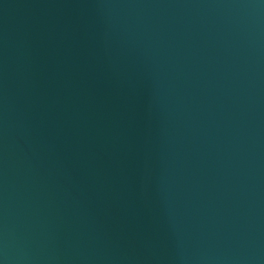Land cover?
<instances>
[{"label":"water","instance_id":"95a60500","mask_svg":"<svg viewBox=\"0 0 264 264\" xmlns=\"http://www.w3.org/2000/svg\"><path fill=\"white\" fill-rule=\"evenodd\" d=\"M0 264H264V0H0Z\"/></svg>","mask_w":264,"mask_h":264}]
</instances>
